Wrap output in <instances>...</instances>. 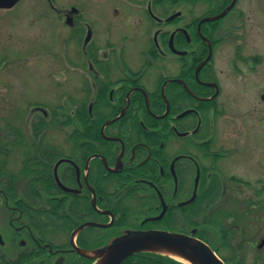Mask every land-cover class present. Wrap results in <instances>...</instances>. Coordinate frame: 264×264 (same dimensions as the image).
<instances>
[{"label":"flooded vegetation","instance_id":"af4514ba","mask_svg":"<svg viewBox=\"0 0 264 264\" xmlns=\"http://www.w3.org/2000/svg\"><path fill=\"white\" fill-rule=\"evenodd\" d=\"M132 230L264 264V0H0V264Z\"/></svg>","mask_w":264,"mask_h":264},{"label":"water","instance_id":"95a60500","mask_svg":"<svg viewBox=\"0 0 264 264\" xmlns=\"http://www.w3.org/2000/svg\"><path fill=\"white\" fill-rule=\"evenodd\" d=\"M193 234L160 230H132L114 238L92 253L94 264H120L129 255L149 252L171 257L184 264H225L214 249Z\"/></svg>","mask_w":264,"mask_h":264},{"label":"rangeland","instance_id":"374dc122","mask_svg":"<svg viewBox=\"0 0 264 264\" xmlns=\"http://www.w3.org/2000/svg\"><path fill=\"white\" fill-rule=\"evenodd\" d=\"M46 93V92H45ZM46 95L48 96V95H52V93L51 92H47L46 93ZM194 175V174H193ZM191 176V178H190V180H189V193H190V191H191V189H192V185H193V178L192 177H194V176ZM177 220H173V223L174 224H176L178 227H181L182 228V224L184 225V221L183 220H181V218H176ZM188 225L187 226H183V227H186L185 229H188L187 231H188V233L191 231L190 229H192V227L194 226V225H199V226H197V230L199 229V233L197 234L198 236H200V224H198V220L197 219H193V218H190L188 221ZM171 224V225H174V224ZM170 223L168 222V225H169ZM212 229V230H211ZM207 232L209 233V239H211L212 241H213V246L215 245V242H218L217 240H216V235H214L213 234V227L212 226H207ZM212 232H211V231ZM138 253H140V252H138ZM223 254L226 256V255H228L229 253L228 252H224L223 251ZM133 255V254H132ZM130 256V255H129ZM128 256V257H129ZM126 259V258H125ZM151 262H153L154 264L155 263H158V264H172L171 262H167V261H165V260H160V259H155V257H154V260H151ZM251 264L253 263V262H250ZM121 264V263H120Z\"/></svg>","mask_w":264,"mask_h":264},{"label":"trees","instance_id":"16d2710c","mask_svg":"<svg viewBox=\"0 0 264 264\" xmlns=\"http://www.w3.org/2000/svg\"><path fill=\"white\" fill-rule=\"evenodd\" d=\"M154 257L155 259L158 258L160 260H165L167 262H171L172 264H184L183 262L175 260L171 257L149 252H140L130 255L121 264H154L153 262H151V260H154Z\"/></svg>","mask_w":264,"mask_h":264}]
</instances>
